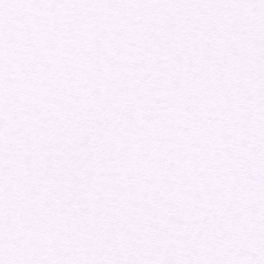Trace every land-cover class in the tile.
I'll return each mask as SVG.
<instances>
[{"label":"snow or ice","instance_id":"snow-or-ice-1","mask_svg":"<svg viewBox=\"0 0 264 264\" xmlns=\"http://www.w3.org/2000/svg\"><path fill=\"white\" fill-rule=\"evenodd\" d=\"M0 264H264V0H0Z\"/></svg>","mask_w":264,"mask_h":264}]
</instances>
